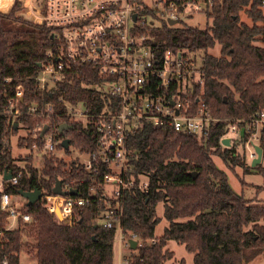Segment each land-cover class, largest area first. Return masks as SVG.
I'll return each instance as SVG.
<instances>
[{
    "label": "trees",
    "instance_id": "obj_1",
    "mask_svg": "<svg viewBox=\"0 0 264 264\" xmlns=\"http://www.w3.org/2000/svg\"><path fill=\"white\" fill-rule=\"evenodd\" d=\"M22 10L23 0H15L8 13H0V110L6 106L4 81L11 79L13 88H25V103L56 104L52 123L72 127L61 138L70 139L71 145L82 152L94 151L93 129H85L66 117L59 99L89 103L98 96L97 90L92 89L97 77L88 74V67H76L65 81L57 84L53 96L41 94L35 79L56 40L51 28L28 19L20 14ZM242 11L251 24L241 19ZM207 14L211 24L206 28H173L164 23L151 32L163 48L186 49L199 60L203 58L202 82L194 83L192 102L196 104L202 93L209 112L219 122L213 126L206 144L193 135L171 130L165 134L164 129L149 125L128 141L132 172L126 177L134 179L136 186L143 180L148 182L146 189L125 191L122 199L123 233H136L145 243L131 249L130 264H166L174 258L167 248L171 240L193 254L194 264H249L264 254V204H254L252 199L234 191L227 173L214 161V156L221 158L233 171L238 166L246 172L251 169L245 152L250 134L239 141L243 145L241 151L239 143L226 147L222 140L235 120H250L264 109V9L260 0H215ZM217 46L220 53L216 56L209 51ZM90 107L94 109L93 105ZM42 120L36 116L19 117L16 121L27 131L18 139V146L29 149L27 155L18 157L13 154L11 142L18 127H10L0 117V173L15 171L13 163L17 160L27 162L20 184L5 187V191L12 196L19 195L20 189L53 193L57 180L75 181L78 185L86 180L78 189L88 193L89 186L100 182L103 174L94 176L77 167L75 161L69 164L54 154L46 155L40 168L35 166L31 132ZM260 145L264 159V131ZM61 147L58 145V149ZM64 150L70 157L71 150ZM256 168L263 172L260 165ZM159 203L164 204L169 224L164 234L156 237ZM96 205L93 202L75 224L66 225L50 215L40 201L33 206L26 202L24 211L33 221L26 229L12 231L5 230L7 214L0 207V264L5 260L7 264H21L22 252L34 257L37 264H115L118 231L96 222L102 208ZM153 238L157 239L154 244L149 242ZM180 264L186 262L182 260Z\"/></svg>",
    "mask_w": 264,
    "mask_h": 264
},
{
    "label": "built area",
    "instance_id": "obj_2",
    "mask_svg": "<svg viewBox=\"0 0 264 264\" xmlns=\"http://www.w3.org/2000/svg\"><path fill=\"white\" fill-rule=\"evenodd\" d=\"M215 0H26L23 7L28 9L32 21L53 30L54 47L48 52V61L35 79L41 94L53 96L59 82L65 81L74 68H90L88 74L97 77L92 89L98 96L87 102L72 103L64 98L59 104L65 107L64 115L73 123L85 129H93L96 137L95 150L82 152L85 159H74L77 167L103 179L92 183L88 193L79 191L75 181L63 183V190H76L78 195H57L42 192V207L63 224H75L84 209L93 202L102 206L98 217L103 219V227L117 228L122 247L131 250V241L137 248L144 241L136 233L125 235L122 231L124 217L123 196L125 191L138 187L146 189L143 180L138 186L134 179H127L132 172L128 165V141L149 125L171 130L181 135H193L200 143L206 144L213 126L219 122L208 110L201 98L193 101L194 83L202 82L199 57H192L186 49L163 48L157 42L152 30L182 24L183 19L208 11ZM264 9V0H260ZM136 15V19L134 16ZM169 20H175L170 25ZM199 75V76H198ZM198 76V77H197ZM11 79L4 81L6 106L0 110V117L8 125L15 126L19 117H36L43 120L31 132L35 155L42 161L53 154L63 140L59 132L61 125L50 120L56 108L52 102L25 103L24 87H12ZM12 89H11V88ZM25 104V105H23ZM91 105L94 109H91ZM43 108V109H42ZM23 126L17 125L18 130ZM45 126L49 130L42 135ZM24 127V126H23ZM238 130L250 134L246 144V159L249 163L257 158L255 145H260L264 131V109L250 120L238 119L229 125L227 133ZM222 140V141H223ZM232 145V144H231ZM62 146V145H61ZM74 147L70 143L68 150ZM80 151V150H79ZM72 162V161H71ZM16 170L9 181L0 173V207L7 214L6 231L26 229L33 217L24 211V205L5 191V187H17L24 173L26 161H15ZM78 185V186H77ZM38 201V202H39ZM104 207V208H103ZM60 213L61 219L58 217ZM149 242L156 243L153 238ZM136 248V249H137ZM7 260L4 264H7ZM125 264H130L129 259Z\"/></svg>",
    "mask_w": 264,
    "mask_h": 264
},
{
    "label": "rangeland",
    "instance_id": "obj_3",
    "mask_svg": "<svg viewBox=\"0 0 264 264\" xmlns=\"http://www.w3.org/2000/svg\"><path fill=\"white\" fill-rule=\"evenodd\" d=\"M26 0H23L25 3ZM20 14H25V16L28 19H32L31 15H28V9L23 7L22 12ZM241 19L245 21L246 23L251 24V20L246 16V13L244 11L241 12ZM184 26L187 27H198V28H206L208 25L211 24V19L208 18V14L206 11L195 13L193 15H190L189 17H186L183 19ZM182 24L178 25L176 28H181ZM210 53L214 55H219L220 53V46H217L215 49L210 50ZM192 57H196L195 55H192ZM199 76V75H198ZM197 76V77H198ZM27 135V131L23 126L20 127L18 130V134L13 136L11 138L12 147H13V154L18 157L25 156L29 153L28 148H23L18 146V139L20 137H24ZM244 135V131L238 130L235 133L234 132H228L226 135V138L231 140V144L239 143V141L242 140V136ZM240 151L242 150L243 145L239 143ZM71 156L65 155L64 148L61 147V149H56V151L53 153L55 156H57L60 159H64L67 163L70 164L71 161L74 159H80V161H83L86 157L84 154H82L81 151L73 148L71 150ZM214 161L216 162L219 169L225 171L229 178V183L234 191H236L239 194H244L246 198L252 199L254 204H264V159L259 164L263 170L261 172L256 167L251 166V162L246 159V164L250 165L251 169L246 172L244 167L238 166L235 168V170H231L222 160L221 158L214 156ZM42 156L41 155H35V161L34 164L36 167L40 168L42 165ZM15 200L19 201L22 204H26V199H24L22 196H15ZM165 207L163 203H159L157 206V216L160 219L159 223L156 226L155 235L156 237H161L164 234L165 229L168 227V221L165 218L164 215ZM99 225H103L104 221L101 218H97L96 221ZM120 235L119 232L117 233L116 241L114 244V251L115 255L117 256L118 251L120 248L119 243ZM123 251L126 250V248L122 247ZM167 248L170 249L174 253V258L170 261H168L166 264H180L182 260L186 262V264H194V256L193 254L189 253L185 246L183 244H180L176 241H169ZM128 251H125L124 255H127ZM21 264H37V260L34 259V257L28 256L25 252H22L21 254Z\"/></svg>",
    "mask_w": 264,
    "mask_h": 264
},
{
    "label": "water",
    "instance_id": "obj_4",
    "mask_svg": "<svg viewBox=\"0 0 264 264\" xmlns=\"http://www.w3.org/2000/svg\"><path fill=\"white\" fill-rule=\"evenodd\" d=\"M134 18L136 19V15L134 16ZM177 22L175 20H169V24L170 25H175ZM53 37V36H52ZM15 128L17 129V125H15ZM72 127L68 124H62L59 128V132L61 134H64L66 131L70 130ZM49 130V126H45L44 130L42 131V135H45V133ZM165 134H168L167 131H165ZM70 139L66 138L63 140L62 142V147L66 150L69 149L70 147ZM223 145L226 146V147H230L231 146V140L228 139V138H225L223 141H222ZM255 150H256V153H257V158L254 159L251 163V166L252 167H257L261 162H262V159H263V149L261 146L259 145H255ZM191 175L193 176H197V173H192ZM12 178V174L10 171H5L4 173V180L5 181H9L10 179ZM53 193L54 194H57V195H62V196H67L69 194L71 195H78V192L76 190H70V191H64L63 190V182L61 180H57L56 181V184H55V187L53 189ZM41 194L42 192L39 190V189H34L32 191H25V190H22L20 189L19 190V195L22 196L24 199H26L27 201V204L29 206H33L35 205L41 198ZM58 217L59 219H61V216H60V213H58ZM130 245H131V249L135 250L137 248V242L136 241H131L130 242Z\"/></svg>",
    "mask_w": 264,
    "mask_h": 264
},
{
    "label": "crops",
    "instance_id": "obj_5",
    "mask_svg": "<svg viewBox=\"0 0 264 264\" xmlns=\"http://www.w3.org/2000/svg\"><path fill=\"white\" fill-rule=\"evenodd\" d=\"M14 2H15V0H0V10H5L10 5L8 10L0 11V13H8L11 10V8L13 7ZM125 251H128L127 255H124ZM125 251H121V250L118 251V254L115 258V264H125V260L131 255V250L126 248ZM249 264H264V254L259 256L257 259H255L253 262H251Z\"/></svg>",
    "mask_w": 264,
    "mask_h": 264
}]
</instances>
